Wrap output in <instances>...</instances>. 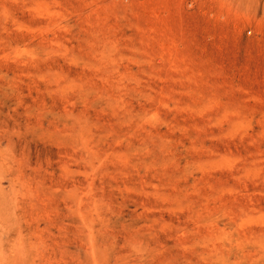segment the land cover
Returning <instances> with one entry per match:
<instances>
[{
    "label": "rangeland",
    "instance_id": "rangeland-1",
    "mask_svg": "<svg viewBox=\"0 0 264 264\" xmlns=\"http://www.w3.org/2000/svg\"><path fill=\"white\" fill-rule=\"evenodd\" d=\"M0 264H264V0H0Z\"/></svg>",
    "mask_w": 264,
    "mask_h": 264
}]
</instances>
